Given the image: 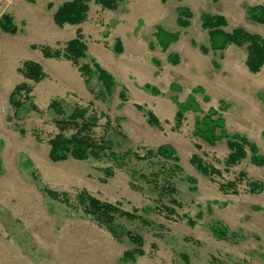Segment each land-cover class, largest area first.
<instances>
[{"label":"rangeland","instance_id":"1","mask_svg":"<svg viewBox=\"0 0 264 264\" xmlns=\"http://www.w3.org/2000/svg\"><path fill=\"white\" fill-rule=\"evenodd\" d=\"M69 1L12 0L6 13L16 33L0 29V264H264V166L253 165L246 149L240 163L227 167L225 139L210 146L193 134L196 119L213 109L230 136L245 138L264 157V64L257 73L248 71L246 45L211 50L201 23L203 15L222 16L224 31L241 29L264 40V24L247 15L264 0H125L114 10L90 0L84 23L60 28L53 14ZM180 8L190 11L187 27L178 26ZM158 27L178 34L164 51L155 38ZM77 31L86 47L79 63L92 69L87 81L70 62L40 52L63 49ZM26 61L39 64L46 78L25 80L18 69ZM95 66L112 76L109 91ZM22 83L40 112L16 116L9 96ZM189 96L201 111L186 112L176 129L177 104ZM51 101L60 102L65 115L75 106L94 113V137L110 150L52 162L48 141L57 128L47 110ZM148 111L160 127L148 124ZM160 146L171 147L178 161L140 160ZM194 155L221 176L195 169ZM227 182L236 183L237 194L220 190ZM167 183L179 207L162 189ZM252 183L261 192L249 193ZM81 193L134 215L116 218L118 240L86 214ZM218 228L226 230L224 238L215 234ZM124 231L141 237L143 256H125L134 245Z\"/></svg>","mask_w":264,"mask_h":264},{"label":"trees","instance_id":"2","mask_svg":"<svg viewBox=\"0 0 264 264\" xmlns=\"http://www.w3.org/2000/svg\"><path fill=\"white\" fill-rule=\"evenodd\" d=\"M125 0H97L96 2L104 9L114 10L117 4L124 2ZM90 0H72L63 3L53 14V21L58 27L64 25L78 26L84 23L87 19L88 3ZM248 19L257 24H264V7L256 6L249 8L247 11ZM191 18L190 11L186 8H180L178 10V26L187 27L189 25V19ZM202 28L207 30L210 48L213 51H224L228 46L234 45L241 47L246 45V67L250 73H257L264 64V40L257 35H251L241 29H235L231 32L224 31L226 22L222 16H210L203 15L201 17ZM0 29L4 33L15 34L16 27L13 24L12 17L10 15H4L0 20ZM155 38L158 45L162 50H166L171 44L178 40L177 33H171L165 31L163 28L158 27L155 32ZM33 50L36 47H32ZM86 47L82 42V36L80 31H77L74 39L69 40L64 44L63 49H52L50 47H41L40 52L45 59H53L56 61H68L77 71L81 77L88 80L91 76L92 69L87 64L80 65L79 61L85 57ZM116 53H120V47L115 49ZM206 52V49H202ZM171 62L174 65L178 64V56L173 55L170 57ZM95 73L99 81L103 84L104 89L109 91L114 83L113 78L106 71L95 66ZM18 72L25 80L33 83H39L46 78V75L42 67L31 61L23 62ZM197 90V89H196ZM202 91V89H198ZM31 88L22 83L17 85L9 96V104L13 107V110L17 112L29 110L34 112H40L36 105L32 102L30 96ZM205 100H207L205 98ZM143 111L142 108L137 107ZM47 110L51 111L54 116V125L57 128V134L53 136L49 141V159L52 162H62L68 158L74 160L83 161L89 156L94 158L100 157V152L108 149L103 140H97L94 137V129L97 127V117L94 113H89L87 108L75 106L69 115H65L63 105L58 101H51L47 107ZM200 113V109L195 104L192 96H189L188 100L183 104H177V112L175 114V128L178 129L183 121L184 114L186 112ZM147 117L149 125L154 127H160L158 119L151 111L144 113ZM217 114L216 110L211 109L208 114L202 118H198L194 125V136L201 139L210 146L215 145L217 142L225 139L227 141V147L229 155L225 161L227 167H232L240 163L246 156V149L250 151V162L255 166H264V157L257 154L256 147L249 143L245 138L238 135L230 136L224 129V121L220 117L215 118ZM107 123L109 121L107 120ZM102 155V154H101ZM152 157H162L172 160L173 163L178 161L175 156L174 150L169 146H160L156 150H147L146 155L141 157L140 160H148ZM190 164L197 170L206 174L209 178L221 176V172L214 169V167L205 164L199 157L192 156ZM176 164L172 166L171 172L175 169ZM156 184V183H155ZM236 183L227 182L220 185V190L224 193H228L232 190V194H237ZM249 193L261 192L262 187L259 183H252L249 185ZM164 189L171 197L169 202L175 206H180L175 199H173L174 188L170 184H166ZM53 199H58V195L53 191H47ZM79 201L84 205V211L87 215L91 216L94 222L99 227H105L106 230L115 239H119L121 236L117 233L115 226V220L117 217H124L126 219H134V215L122 211L118 206L100 202L85 193H81L78 197ZM162 210L168 214H174V208L166 207L162 205ZM215 234L218 238H224L226 230L215 229ZM123 235L128 241L134 245V249L131 252L125 253V256L132 261L136 257L143 256L142 246L143 241L140 236L132 234L131 232L124 231Z\"/></svg>","mask_w":264,"mask_h":264},{"label":"built area","instance_id":"3","mask_svg":"<svg viewBox=\"0 0 264 264\" xmlns=\"http://www.w3.org/2000/svg\"><path fill=\"white\" fill-rule=\"evenodd\" d=\"M12 0H0V20L6 14Z\"/></svg>","mask_w":264,"mask_h":264},{"label":"crops","instance_id":"4","mask_svg":"<svg viewBox=\"0 0 264 264\" xmlns=\"http://www.w3.org/2000/svg\"><path fill=\"white\" fill-rule=\"evenodd\" d=\"M15 1V0H14ZM14 4V3H13ZM14 10V14H17V12H16V3H15V8L13 9ZM18 15V14H17ZM15 16V15H14Z\"/></svg>","mask_w":264,"mask_h":264}]
</instances>
